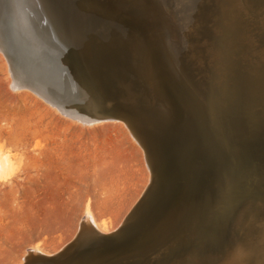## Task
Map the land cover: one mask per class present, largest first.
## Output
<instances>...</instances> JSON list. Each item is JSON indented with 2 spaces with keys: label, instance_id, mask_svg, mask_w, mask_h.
<instances>
[{
  "label": "bare ground",
  "instance_id": "bare-ground-1",
  "mask_svg": "<svg viewBox=\"0 0 264 264\" xmlns=\"http://www.w3.org/2000/svg\"><path fill=\"white\" fill-rule=\"evenodd\" d=\"M8 3L153 178L106 241L88 209L69 249L25 264H264V0H0V17Z\"/></svg>",
  "mask_w": 264,
  "mask_h": 264
},
{
  "label": "rangeland",
  "instance_id": "rangeland-1",
  "mask_svg": "<svg viewBox=\"0 0 264 264\" xmlns=\"http://www.w3.org/2000/svg\"><path fill=\"white\" fill-rule=\"evenodd\" d=\"M55 56L8 3L0 17V157L8 162L0 175V264H25L33 248L59 252L88 209L104 234L86 230L87 239L106 241L152 182L144 147L122 120L93 114ZM256 151L252 164H264V148Z\"/></svg>",
  "mask_w": 264,
  "mask_h": 264
},
{
  "label": "water",
  "instance_id": "water-1",
  "mask_svg": "<svg viewBox=\"0 0 264 264\" xmlns=\"http://www.w3.org/2000/svg\"><path fill=\"white\" fill-rule=\"evenodd\" d=\"M126 18V17H125ZM125 20H128L127 18L125 19ZM158 24H160V27H163L164 25H166L167 26V23H166V19H164V18H162V19H160V18H158V20L156 21ZM106 118H109V119H112V118H117V119H119V120H122L125 124H126V126L129 128V130L131 131V133L133 134V136H134V131L132 130V128L130 127V125H128L127 123H126V121H125V119L123 118V117H106ZM136 138V137H135ZM138 138V137H137ZM152 182H153V178H152ZM152 182H151V185L149 186V190L147 191V193L150 191V189H151V187H152ZM147 193L146 194H144V197H143V199L141 200V202H140V204L139 205H141L142 204V202H143V200L145 199V197H146V195H147ZM136 209H133V211H131L130 213H129V215L127 216V218L124 220V222L128 219V217H130V215L132 214V213H134V211H135ZM80 234H78L76 237H75V239L79 236ZM75 239L73 240V241H71L70 243H68L67 245H65L59 252H57L56 253V255L57 254H59V253H63V252H65L67 249H69V247L72 245V243L75 241ZM32 255V254H31Z\"/></svg>",
  "mask_w": 264,
  "mask_h": 264
}]
</instances>
